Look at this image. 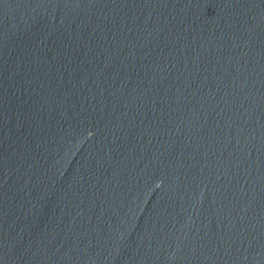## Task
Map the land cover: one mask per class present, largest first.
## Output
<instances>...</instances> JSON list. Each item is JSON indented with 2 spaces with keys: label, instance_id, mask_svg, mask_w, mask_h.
Instances as JSON below:
<instances>
[{
  "label": "water",
  "instance_id": "1",
  "mask_svg": "<svg viewBox=\"0 0 264 264\" xmlns=\"http://www.w3.org/2000/svg\"><path fill=\"white\" fill-rule=\"evenodd\" d=\"M0 264H264V0H0Z\"/></svg>",
  "mask_w": 264,
  "mask_h": 264
}]
</instances>
